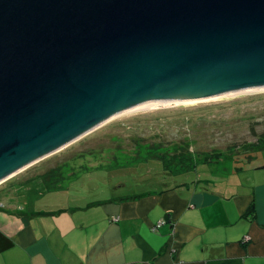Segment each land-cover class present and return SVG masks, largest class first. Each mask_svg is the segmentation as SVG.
<instances>
[{"label":"water","instance_id":"water-1","mask_svg":"<svg viewBox=\"0 0 264 264\" xmlns=\"http://www.w3.org/2000/svg\"><path fill=\"white\" fill-rule=\"evenodd\" d=\"M258 89L264 0H0V180L145 106Z\"/></svg>","mask_w":264,"mask_h":264},{"label":"crops","instance_id":"crops-1","mask_svg":"<svg viewBox=\"0 0 264 264\" xmlns=\"http://www.w3.org/2000/svg\"><path fill=\"white\" fill-rule=\"evenodd\" d=\"M253 156L213 162L222 181L164 173L140 191L52 190L58 200L43 202L28 167L0 183V264H264V159ZM21 186L36 197L18 201Z\"/></svg>","mask_w":264,"mask_h":264},{"label":"rangeland","instance_id":"rangeland-1","mask_svg":"<svg viewBox=\"0 0 264 264\" xmlns=\"http://www.w3.org/2000/svg\"><path fill=\"white\" fill-rule=\"evenodd\" d=\"M262 133L264 93L139 111L97 127L34 166H30L27 173L44 175L46 171L61 166L63 172L68 175L70 168L77 172L80 164L91 167L90 171L80 174L76 179L59 180L58 183L48 185L53 186L51 188L53 190L65 192L63 196L91 189L106 192L132 188V191H140L152 182L153 176L164 173L169 175L179 173L188 177L199 176L201 180L222 181L223 177H227V173L222 172V169L211 161L208 163L198 161L201 160V153H219L220 156L214 157V160H220V163H232L239 155L249 158L254 155L253 162L258 164L264 159V156L260 155L262 151L258 150L264 146V142L257 146V142L262 140L260 136ZM160 143L165 149H157L159 152L156 149H147ZM168 143L175 147L167 146ZM253 143L256 148L248 149L254 148ZM182 144L189 145V152L195 165L184 172H179L176 167L171 166L173 168L167 173L164 167H161L162 162L157 156L166 152V148L173 152ZM144 155L154 157L145 158ZM115 159L120 162L127 161V165L119 168H98L99 165L109 164ZM166 159L172 160L169 156H166ZM234 165L233 162L232 166ZM236 166L240 165L234 167ZM235 170L232 169L237 173ZM20 179L19 176L14 180L17 186H20ZM48 186L42 181L37 186V189H43L41 202L58 200L55 199L56 194L45 192ZM36 194L34 187L30 186L27 189L21 186L16 189L14 196L21 201L27 197L34 198Z\"/></svg>","mask_w":264,"mask_h":264},{"label":"trees","instance_id":"trees-1","mask_svg":"<svg viewBox=\"0 0 264 264\" xmlns=\"http://www.w3.org/2000/svg\"><path fill=\"white\" fill-rule=\"evenodd\" d=\"M262 140H264V133H262L261 135ZM259 136V137H260ZM259 137L257 138V140L259 139ZM256 140V141H257ZM258 141L257 142V146H260L261 143H263L264 141ZM256 143V142H255ZM255 143H253L252 145H254ZM173 144L168 143L167 146L172 147ZM175 147V145H173ZM166 147V146H165ZM173 147V148H174ZM256 148V146L254 145V148H250L251 150H254ZM147 149H156V151H158L159 149H165L164 146L160 143L157 146L151 145L149 146ZM158 149V150H157ZM258 150H264V146L260 147ZM159 152V151H158ZM153 155H144L145 158H149L152 157ZM166 156L171 157L172 160H168L166 159ZM220 156L219 153H201V160L198 159V161H202L204 163H208V162H219L220 160H214V157L218 158ZM154 157V156H153ZM158 160L162 162V167H164V170L168 173L170 171L171 168L176 167L177 170L179 172H184L189 170L190 168H192L195 165V162L192 160L191 154L189 152V145L185 146L184 144L179 145L177 147V149H175L173 152L169 151L168 148H166V152H163V154H161V156H157ZM197 163V161H196ZM124 165H127L124 162H120L117 159H115L113 162L106 164V165H99L98 168L102 167V168H119L122 167ZM80 166V168L77 170V172L75 170H73L72 168L69 169L70 173L68 175H66L63 172V169L61 166L56 167L55 169H50L48 171H46L47 173H45L44 175H40V180L42 182H44L46 184V186H48L50 183H55L59 180H73L75 178H77L80 174L90 171L92 168L88 167L86 164H80L78 165ZM173 166V167H171ZM174 173H178V172H174ZM179 174V173H178ZM57 176V177H56ZM53 186H48L45 190L46 191H52ZM253 207H250L249 210L247 211V214L250 213L252 211Z\"/></svg>","mask_w":264,"mask_h":264},{"label":"bare ground","instance_id":"bare-ground-1","mask_svg":"<svg viewBox=\"0 0 264 264\" xmlns=\"http://www.w3.org/2000/svg\"><path fill=\"white\" fill-rule=\"evenodd\" d=\"M259 93H264V89L228 91V92H225V93L213 96V97H209V98H205V99H197V100L186 102V103L148 105V106H145V107H143L141 109H138V110H136L134 112H131V113H136V112H139V111H147V110H152V109H159V108H164V107H169V106L193 105V104L200 103V102L217 101V100H220V99H229V98H234V97L241 96V95H247V94L250 95V94H259ZM131 113H129V114H131ZM14 173L9 175V176H7L6 178L0 180V183H2L6 179H9L10 177L14 176ZM15 175H16V173H15Z\"/></svg>","mask_w":264,"mask_h":264},{"label":"built area","instance_id":"built-area-1","mask_svg":"<svg viewBox=\"0 0 264 264\" xmlns=\"http://www.w3.org/2000/svg\"><path fill=\"white\" fill-rule=\"evenodd\" d=\"M113 220H116V219H113ZM160 223H161V222H160ZM244 238H245V240H248V239H249V237H247V236H246V237H244Z\"/></svg>","mask_w":264,"mask_h":264}]
</instances>
